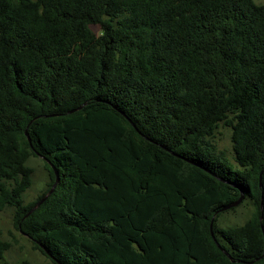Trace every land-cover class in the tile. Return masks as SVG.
<instances>
[{
    "label": "trees",
    "instance_id": "trees-1",
    "mask_svg": "<svg viewBox=\"0 0 264 264\" xmlns=\"http://www.w3.org/2000/svg\"><path fill=\"white\" fill-rule=\"evenodd\" d=\"M33 156L50 184L25 205ZM6 207L53 264H264V5L0 0Z\"/></svg>",
    "mask_w": 264,
    "mask_h": 264
},
{
    "label": "rangeland",
    "instance_id": "rangeland-1",
    "mask_svg": "<svg viewBox=\"0 0 264 264\" xmlns=\"http://www.w3.org/2000/svg\"><path fill=\"white\" fill-rule=\"evenodd\" d=\"M258 5H264V0H253ZM215 142L219 149L225 151L233 162L231 130L221 126L217 131ZM32 169V185L24 194L25 205L35 202L49 187L50 178L45 162L42 158L31 157L27 163ZM247 203V202H246ZM244 203L236 208L235 212H227L221 215L218 225L223 228L240 226L247 222L252 214V207ZM0 241L7 243L10 248L6 252V261L17 264L29 261L31 264H53L41 252L35 249L31 240L17 230L15 225V210L6 207L0 210Z\"/></svg>",
    "mask_w": 264,
    "mask_h": 264
},
{
    "label": "water",
    "instance_id": "water-1",
    "mask_svg": "<svg viewBox=\"0 0 264 264\" xmlns=\"http://www.w3.org/2000/svg\"><path fill=\"white\" fill-rule=\"evenodd\" d=\"M59 182V176H58V173L56 172V183L53 185L52 189L50 190V192L47 194V196L38 203V205L33 209V210H36L42 203H44L49 197L50 195L54 192V190L56 189L57 187V184ZM242 199H240L239 201H237L236 203H234L231 207H234V206H237L240 202H241Z\"/></svg>",
    "mask_w": 264,
    "mask_h": 264
}]
</instances>
